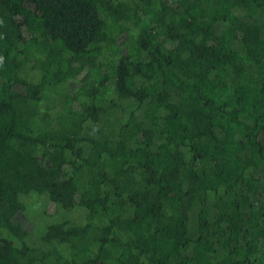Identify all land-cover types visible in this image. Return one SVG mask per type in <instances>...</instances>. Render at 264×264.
I'll use <instances>...</instances> for the list:
<instances>
[{
  "label": "trees",
  "instance_id": "16d2710c",
  "mask_svg": "<svg viewBox=\"0 0 264 264\" xmlns=\"http://www.w3.org/2000/svg\"><path fill=\"white\" fill-rule=\"evenodd\" d=\"M0 264H264V0H0Z\"/></svg>",
  "mask_w": 264,
  "mask_h": 264
},
{
  "label": "rangeland",
  "instance_id": "374dc122",
  "mask_svg": "<svg viewBox=\"0 0 264 264\" xmlns=\"http://www.w3.org/2000/svg\"><path fill=\"white\" fill-rule=\"evenodd\" d=\"M37 202H40V199L37 198Z\"/></svg>",
  "mask_w": 264,
  "mask_h": 264
}]
</instances>
